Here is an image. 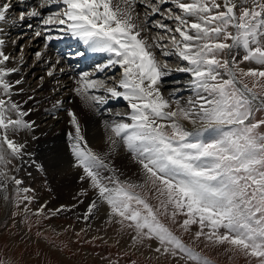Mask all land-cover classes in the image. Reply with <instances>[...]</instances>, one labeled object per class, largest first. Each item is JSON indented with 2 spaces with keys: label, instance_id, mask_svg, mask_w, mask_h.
Returning <instances> with one entry per match:
<instances>
[{
  "label": "snow or ice",
  "instance_id": "6c2138e0",
  "mask_svg": "<svg viewBox=\"0 0 264 264\" xmlns=\"http://www.w3.org/2000/svg\"><path fill=\"white\" fill-rule=\"evenodd\" d=\"M37 2L38 8L20 13L21 21L40 18L46 31L77 39L91 52L106 53L109 59L97 66L98 72L121 69L118 80L109 77L112 84L91 73L81 74L75 94L98 115L109 99L122 98L130 110L115 113L119 120L104 121L106 149L101 151L90 146L75 113H67L74 129L67 137L73 167L94 192L84 218L106 205L110 222L132 230L134 243L155 241L152 251L176 264L211 261L161 217L191 234L193 243L227 245V250L264 264V133L258 131L264 119H256L264 112V0ZM53 4L57 10L44 15L41 10ZM138 4L150 10L142 21ZM167 4L173 7H163ZM11 8L10 0H0V22L7 20ZM157 14L175 25L158 21L153 26L171 33L167 35L171 50L160 54L186 62L175 69L190 76L192 95L184 103L174 98L175 93L166 97L161 90L163 77L173 69L158 60L153 49L167 46L143 35L149 31L148 17ZM63 38L47 35L45 47ZM8 60L0 51V192L7 201L8 185L14 184L17 199L31 203L33 198L27 195L31 189L21 188L23 181L6 169L10 163L6 153L24 155V145L10 139L9 132L32 128L24 120L28 113L11 99L13 84L7 77L16 69L5 66ZM245 62L257 67H240ZM120 151L138 166L141 183L119 178L112 157ZM86 194L87 190L81 193ZM153 198L155 205L150 203Z\"/></svg>",
  "mask_w": 264,
  "mask_h": 264
},
{
  "label": "bare ground",
  "instance_id": "6f19581e",
  "mask_svg": "<svg viewBox=\"0 0 264 264\" xmlns=\"http://www.w3.org/2000/svg\"><path fill=\"white\" fill-rule=\"evenodd\" d=\"M10 2L12 8L7 14V20L0 22V40L4 41L0 45V51L9 57L5 66L10 69H16L15 72L7 77L13 84L11 99L19 104L23 111L28 113L24 120L32 124L31 129L9 132L10 139L24 145V155L18 159L14 158L17 161L13 167L20 171L24 169L23 166L18 165L20 160L28 168L34 169L38 166H43L47 171V178L58 195L56 201H52L51 204L55 205L59 202L60 208L64 209L72 206L70 203L72 202V208L84 210L86 213L89 203L94 199V192L90 189L87 181L81 182L79 180L80 170L76 169L73 171L70 167L72 157H69L67 151V132H73L74 129L70 123L71 118L67 113L69 110L75 113L87 140L95 150H105L104 121L119 120L121 117L116 116L115 113L130 111L127 108L126 101L122 98L109 99L103 107L97 106L100 107L101 113L98 115L75 94L74 89L77 87L76 81L83 73L94 74L93 78L104 79L109 84H112L114 81L109 79V77H114L118 80L121 69L116 66L105 69L103 72L96 71L97 66L107 63L109 57L104 58L92 68H81L82 65H87L88 57L93 54L91 51L89 54L84 55L79 51V46L73 43L74 39L72 37L54 30L46 31L45 27L39 22L40 18L20 20L21 12L30 11L33 7L38 8L37 0H10ZM168 5L163 7H168ZM56 7L58 6L53 4L41 11L44 15H47L50 11H54L50 9ZM137 11H140L138 20L142 21L145 13L143 5L138 4ZM156 16L160 19H153V22H149L151 23L148 25L149 31L144 32L143 35L149 39V42L155 37L154 35H164L165 38L163 40L160 41V37L157 40L167 47L154 48L153 51L156 53L158 60L165 61L167 57L162 56L160 53L171 50V45L167 39V35H171V33L165 34L162 29L153 25L158 21L173 28L175 25L172 20H166L159 14L148 17L149 21ZM20 23H23L21 28H19ZM37 32L40 35H37ZM47 35L63 36L62 40L68 42L67 53H61L60 47L54 45L52 41L47 42L48 46L45 47V37ZM17 49H20L18 54L16 53ZM33 50L35 54L40 53L41 55L37 57L34 53L31 54ZM30 55L31 59L29 58ZM94 59H102V57L95 55ZM184 65L170 66L173 71L163 77L161 88L166 97L169 96V93H175L174 98H178L182 103L192 94L187 83L190 80L189 74L175 70L177 67ZM37 76L40 77L38 78ZM36 78L38 79L36 80ZM16 81H20V83L17 84ZM187 88L188 91L186 92ZM96 94L100 95L103 93ZM12 118L15 119L14 113ZM187 126L191 127L190 125ZM34 143H38V145L36 146ZM112 160L114 167L122 177L126 176L134 182L142 181L138 166L126 152L120 151L112 157ZM20 171L14 172V169H12L9 176H15L17 179L22 180L23 183L20 187L23 188L28 179V174L18 175ZM15 188L16 185L10 183L6 194L8 195L10 191L13 192ZM85 190H87V194L81 195ZM4 194L0 192V207L5 210V215V213H9L8 205L11 204L8 202L10 199L9 195L7 201L3 199ZM98 213L102 217H107L106 205H100ZM91 216V218H97L96 214Z\"/></svg>",
  "mask_w": 264,
  "mask_h": 264
},
{
  "label": "rangeland",
  "instance_id": "374dc122",
  "mask_svg": "<svg viewBox=\"0 0 264 264\" xmlns=\"http://www.w3.org/2000/svg\"><path fill=\"white\" fill-rule=\"evenodd\" d=\"M168 7L173 6L169 4ZM138 12L140 13V11ZM153 19L160 18L156 16L151 18L149 22H153ZM21 26L23 23H20L19 28ZM154 36L155 39L161 37L159 35ZM18 51L20 49L16 50L17 54ZM32 53L35 54L34 50ZM29 58L31 59V55ZM165 61L170 66H180L186 63L174 55L165 58ZM240 67L248 69L257 66L245 62ZM247 82L251 85V81ZM257 91L260 90L257 89ZM256 119H264V112L257 113ZM258 131L264 133V126ZM68 143L69 141H67V147ZM34 144L38 145V143ZM90 146L92 147L91 144ZM67 151L69 157H72L69 147ZM6 158L10 161L6 165L8 175L11 174L12 169L14 172L20 171L13 167L18 158L7 153ZM18 165L24 167L18 175L28 174V179L26 178L27 181L23 188L31 189L27 195L33 199L31 203L18 200L16 192L10 191L8 193L10 197L8 202L11 204L8 205L9 213L4 215L5 210L0 207V262L2 264H176L170 257L161 256L152 251L156 247L155 241L144 240L142 243H134L133 236L135 233L132 230L122 228L118 223L110 222L109 216L102 217L99 215V210H94V214H91H96L97 218H91L92 216L89 215L88 219H85L87 212L72 208V202H70L72 206L64 209L60 208L59 202L55 205L51 204L52 201H56L58 195L47 178L46 169L43 166L34 169L28 168L22 160ZM70 167L73 171L76 170L73 167V158ZM106 174L111 175V173ZM119 178L122 181H131L120 174ZM150 203L155 205L157 201L153 198L150 199ZM41 208H43L41 215H35ZM182 219V216L177 217L178 221H182ZM161 220L177 235L181 236L190 247L207 257L211 264H255L254 260H250L243 254L227 250V245L213 247L206 245L203 240L193 243L191 234L182 233L177 225L166 217H161ZM192 228L193 231L196 230L195 225Z\"/></svg>",
  "mask_w": 264,
  "mask_h": 264
}]
</instances>
